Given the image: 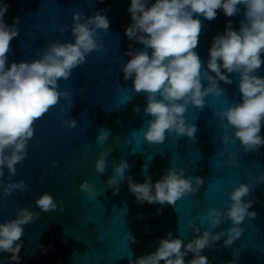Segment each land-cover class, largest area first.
Listing matches in <instances>:
<instances>
[{
    "label": "water",
    "instance_id": "water-1",
    "mask_svg": "<svg viewBox=\"0 0 264 264\" xmlns=\"http://www.w3.org/2000/svg\"><path fill=\"white\" fill-rule=\"evenodd\" d=\"M0 3L9 5L4 16L7 24L12 25L14 17L20 20L19 35L11 41L8 53L9 66L12 62L39 58L37 53L50 41L74 42L73 13L90 17L104 10L102 14L110 23L107 31L97 30L101 50L87 55L86 62L73 69L68 80L58 81L59 91L71 93L74 107L61 112L67 106V101L61 98L36 121L26 158L16 165L12 177L13 181L23 180L28 187L24 191L15 190L0 207V223L14 219L21 208L40 213L38 219L24 227L19 264H129L130 260L134 262L154 252L159 240L168 238V232L187 244L198 235L190 224L200 229L199 235L206 230L213 234L225 231L224 237L201 253L211 264L229 261L264 264V182L258 179L264 174V146L258 152H245L238 140L223 144V136H233L234 132L229 128L225 133L215 115L231 103L242 102L238 74H229L231 84L220 82L226 96L205 97L204 109L188 105L184 119L196 126L195 141L166 133L163 143L150 144L143 136L151 120L143 111L146 96L126 92L125 89L132 88V80L125 81L122 72L130 59L124 53L143 48L125 35L126 27L132 23L128 12L131 0H0ZM238 7L241 11L233 17H226L222 10L211 21L198 17L203 29L195 51L205 69L213 38L224 33L229 20L233 29L239 30L244 8ZM63 25H68V30L61 34L59 28ZM261 58L264 60V54ZM257 75L264 77V64ZM202 82L207 85V81ZM129 95L134 96L127 102ZM134 107H139L140 112L134 113ZM69 119L77 121L74 128L64 123ZM104 129H109L111 135L101 147L96 138ZM260 134L264 137V127ZM101 151L107 162L102 174L95 170ZM122 160L129 169L118 185L119 193L114 195L107 181L114 174L113 163ZM169 168H183L185 178L198 176L204 183L195 195L181 197L175 206L138 203L128 189L127 178L143 183L150 177L155 184ZM7 177L5 168V183L9 182ZM84 183L87 187L81 188ZM240 183L251 189L245 199L253 201L249 211L258 215L252 220L246 217L239 225L243 229L241 236L231 247H225L227 229L233 226L231 221L225 217L219 227L212 229L207 213L212 208L226 211L232 203L230 193ZM193 187H197L194 181ZM45 192L54 197L58 206L63 204V212L58 207L44 213L36 207L35 200ZM157 209H161L159 214ZM234 251L238 256H233ZM192 258L193 254L188 253L185 260ZM9 259V253L0 252V264H9Z\"/></svg>",
    "mask_w": 264,
    "mask_h": 264
},
{
    "label": "clouds",
    "instance_id": "clouds-1",
    "mask_svg": "<svg viewBox=\"0 0 264 264\" xmlns=\"http://www.w3.org/2000/svg\"><path fill=\"white\" fill-rule=\"evenodd\" d=\"M239 5L244 8L239 30H234L233 22L229 20L224 33L213 38L205 69L195 51L203 29L198 17L211 21L216 18L218 10H222L226 17H233L240 13ZM8 7L7 3H0V207L4 206V198L15 190L24 191L28 187L23 180L13 181L12 177L16 174V165L26 158L36 121L43 118L61 98L67 101L66 108H62L61 112L74 107L71 93L59 91L58 81L68 80L72 70L86 62L87 55L101 50L97 30L107 31L110 27L109 20L102 14L104 10L90 17L73 13L71 34L74 42L50 41L37 53L39 58L31 62H12L9 66L8 53L11 41L19 35L17 25L20 20L14 17L12 25L5 22ZM128 12L132 23L126 27L125 35L129 41L143 45V48L124 53L130 59L122 67V72L125 81L132 80V88L125 91L146 96L143 111L151 120L143 131L144 139L150 144H159L165 141L166 133H174L177 137L187 136L195 141L196 126L184 119L188 105L204 109L205 97L226 96L220 82L231 84L233 81L229 74H238L242 102L231 103L215 115L219 117L225 133L229 128L234 132L233 136H223V144L238 140L245 152H258L264 146V137L260 134L264 127V77L257 75L264 64L261 58L264 54V0H155L154 3L150 0H131ZM66 30L68 25L59 28L61 34ZM129 49H132L131 43ZM104 51L107 53L106 48ZM202 81H207V85ZM80 92L83 94L84 89L81 88ZM133 96L129 95L127 102ZM133 111L139 113L140 109L134 107ZM64 123L74 128L77 121L69 119ZM110 135L109 129L99 132L96 139L101 147ZM56 165L54 161L52 166ZM5 168L8 183L4 181ZM106 168L105 153L101 151L95 170L102 174ZM113 169L114 174L107 184L117 195L118 185L125 179L129 165L122 160L119 164L114 162ZM127 179L128 189L138 203L161 206H175L181 197L195 195L204 183L198 176L185 178L183 168L167 169L155 184L150 177H146L143 183L134 182L130 176ZM258 179L264 182V174ZM193 181L197 187H193ZM86 187V183L81 184V188ZM250 192L247 184L240 183L230 193L232 203L226 211L212 208L207 213L212 229L219 227L225 217L231 221L233 226L227 229L225 247H231L241 236L243 229L239 225L246 217L251 220L257 218L256 211H249L253 201L245 199ZM35 205L44 213L55 211L58 207L59 211L64 210L63 204L58 206L47 192L35 200ZM160 211L157 209L158 214ZM39 216V212L21 208L14 219L0 223V252L10 254L9 264H19L24 227ZM190 227L198 235L187 244L168 232V238L159 240L154 252L134 262L130 260L129 264H160V261L164 264H211L201 253L224 237L225 231L213 234L206 230L199 235L200 229L195 224H190ZM130 240L136 242L132 236ZM188 253H192L193 258L186 261ZM238 254L233 252L234 257Z\"/></svg>",
    "mask_w": 264,
    "mask_h": 264
}]
</instances>
